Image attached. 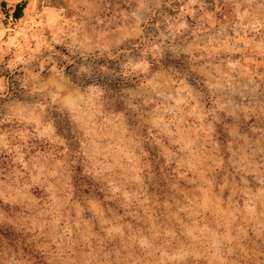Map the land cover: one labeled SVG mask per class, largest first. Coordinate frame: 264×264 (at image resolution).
<instances>
[{
  "label": "rangeland",
  "instance_id": "1",
  "mask_svg": "<svg viewBox=\"0 0 264 264\" xmlns=\"http://www.w3.org/2000/svg\"><path fill=\"white\" fill-rule=\"evenodd\" d=\"M206 1L0 0V264H264V0Z\"/></svg>",
  "mask_w": 264,
  "mask_h": 264
},
{
  "label": "trees",
  "instance_id": "2",
  "mask_svg": "<svg viewBox=\"0 0 264 264\" xmlns=\"http://www.w3.org/2000/svg\"><path fill=\"white\" fill-rule=\"evenodd\" d=\"M206 3L211 6L210 10L217 6L216 0H207ZM24 7H25V2H20V3H17V4H15L13 6V9H12V12H11V18H12L13 21L18 20L22 16V11H23ZM220 9H221V12H222L223 10H225V7L221 6ZM218 14L219 15L221 14L220 11L218 12ZM13 82L14 81L12 79H10V84L11 85H12ZM117 82H118V80H117ZM109 86H111V85H109Z\"/></svg>",
  "mask_w": 264,
  "mask_h": 264
}]
</instances>
